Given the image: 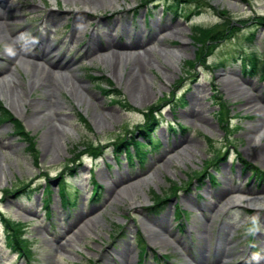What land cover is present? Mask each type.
Returning a JSON list of instances; mask_svg holds the SVG:
<instances>
[{
  "label": "rangeland",
  "instance_id": "374dc122",
  "mask_svg": "<svg viewBox=\"0 0 264 264\" xmlns=\"http://www.w3.org/2000/svg\"><path fill=\"white\" fill-rule=\"evenodd\" d=\"M5 1L11 7L7 11L9 17L18 18L12 19L10 31L0 32V105L34 138L38 158L34 160L29 155L26 144L12 133L9 122H0V215L22 225L19 228L31 253L28 258L16 259L6 249L0 227V264H137L142 249L147 253L143 264H194L198 246L202 245L198 228L202 229L203 213L207 214L201 208L213 204L221 188L233 190L229 198L239 201L233 207L221 203L211 214L215 222L209 260H213L218 228L226 225L228 247L233 254L221 259L222 263L264 264V202L260 201L264 184L247 171L249 168L264 172V161L252 157L248 144L262 133L250 135L247 131L264 111V81L245 76L238 63L240 55L250 52L264 57V0H190V4L181 5L176 17L162 6L165 0H155L153 4L117 0L112 8L89 13L80 9L82 0L76 7L65 5L63 0ZM197 6L201 15L192 17ZM49 14L61 22L52 23V18L47 19ZM75 17L85 18L88 26L79 34L78 42L69 43ZM114 18L118 23L109 34L117 39L122 35L127 42L131 38L123 36L122 27L130 28V36L140 32L146 40L164 23L179 24V31H162L146 46L153 53L149 57L151 68L145 72L150 80L149 98L143 102L127 92L107 63L85 54L84 46L90 41L93 28ZM46 25L52 26L46 40L54 46L53 56L72 65L73 72L65 76L76 86L86 88L78 89V94L69 89L60 93L62 120L57 123L61 129L58 140L46 134L52 122L38 115L37 118L32 107L15 97L12 81L19 93L17 82L27 86L29 79L21 57L7 60L10 46L16 50L25 47L32 35L38 40L45 34ZM198 25L220 31V39L196 44L192 39L194 26ZM92 77L99 80L93 81ZM225 78L242 89L241 96L225 89ZM197 86L203 88L199 96L206 121L202 123H192L182 116ZM23 97L33 102L37 95L25 92ZM247 98L255 101L257 110L243 106ZM101 112L114 115L113 120H107ZM146 115L156 117V129L150 139L154 147L137 132V126L147 120ZM131 134L145 145L142 164L133 151L128 153L135 155L131 159L123 151L115 155L112 144ZM180 138L194 142L192 153L181 147L161 159ZM219 157V163L211 166ZM202 171L208 175L197 177ZM120 175L126 183L108 196L107 188ZM139 182L144 185L140 187ZM47 185L51 190L50 216L45 213ZM61 185L69 197L67 208L61 204ZM93 186L98 196H94L95 192L91 195ZM131 186L135 188L130 189ZM17 189L26 193L15 194ZM131 191L137 194L139 204H132ZM169 194L172 196L167 198ZM156 196L167 199L157 213L151 214L147 209ZM186 196L195 200L197 206L185 202ZM247 200L260 202L250 206ZM177 209L185 212L186 221L178 217ZM167 212L170 221L164 222L168 224H163V229L154 221ZM151 229L169 244H152L146 237ZM179 229L183 231L180 233ZM124 246L132 249L126 262L117 256ZM162 255H168V259Z\"/></svg>",
  "mask_w": 264,
  "mask_h": 264
},
{
  "label": "bare ground",
  "instance_id": "6f19581e",
  "mask_svg": "<svg viewBox=\"0 0 264 264\" xmlns=\"http://www.w3.org/2000/svg\"><path fill=\"white\" fill-rule=\"evenodd\" d=\"M51 1L56 3V0ZM116 1L117 0H82V2L79 3V7L83 13H89L88 11H95L99 8L107 6L112 8ZM63 2L65 5L73 4L76 7V3L79 1L63 0ZM10 8L11 7L8 6L5 0H0V32L4 30L10 31L11 27H13L12 19L18 18L9 17L7 11L10 10ZM51 14L54 15L52 12ZM51 14H49L51 17H47V19L52 18L51 22L53 21L52 23L56 24L61 22V19H57L58 21L56 19L54 20ZM117 23V19L114 18L110 21V23L105 25H96L95 28H93L94 32L90 41L84 46L85 54L89 58L98 57L102 60V64L107 63V68L111 74L114 75L115 73L117 77L119 76V80L125 86L127 92L135 97L138 101L143 102L149 98L150 91L148 88V83L150 80L147 78L145 72L151 68L149 57L152 56L153 53V50L147 48L146 46L150 42H153L157 35L162 31L170 33H172L174 30L179 31V24L164 23L162 26L158 27L155 33L148 36L146 40L140 37V32H135V34L130 36V28L122 27L121 29L123 31V36L126 34L125 37L127 39L131 38V41L127 42L123 40L122 35L117 39L109 34L110 29L116 27ZM50 26L46 25L45 34H41L38 40H36L35 36L32 35L27 41V46H20V48L17 50L10 46L7 60H9V62L16 61L18 57H21V62H23V64L26 66V70L29 72V79L27 86H25V84L22 82H17L21 87L19 93H17L16 90V82L12 81L15 84V88L13 87L16 93L15 97L20 103L32 107L34 111L33 115H38L41 119H47L48 121H51L52 126L48 129L46 134H48V136L53 140H58V137L60 138L61 136V129L57 123L62 120L61 114L59 113L61 110L59 100L60 93L63 92V90L69 89L72 93L78 94L80 93L78 89L86 91V88L79 84L76 86L71 80L67 78V76H65L67 73L73 72V68L70 63L62 62L53 56L55 51L54 46L46 40V35L52 31ZM87 26L88 25L85 18L75 17L72 23V29L68 35L69 43H73L75 41L78 42L80 39L79 34H81ZM12 35L16 37V33H12ZM165 39L166 38L162 40ZM29 46H33L32 51L29 50ZM104 53H107V55L104 56ZM38 62H42L44 65L40 66ZM59 74H62L63 77H65V81H63ZM233 83L234 81L230 80V78H225L223 81V85L225 89L229 91V93L241 96L243 93L242 89L236 87V84ZM202 90V86L195 87L194 96L192 97L189 107L182 111V116L185 120H189L192 123H202L206 121V117L204 115V106L200 104L199 95L202 93ZM25 92H29L30 94L36 92V99H34L33 102L26 101L23 97ZM12 94L14 96V93ZM243 106L248 110H257L256 103L252 98H247ZM41 107L44 108V110H42ZM101 114L107 120H113L114 118V115L112 114H107L104 112H101ZM14 115L17 116L16 114ZM247 131L250 135L256 134L258 132L262 133L258 139L251 138L248 144L252 152V157L255 160L264 161V111L258 114L256 121L252 126L247 128ZM181 147H183V151L189 150V152L192 153L194 142L192 140H187V138H180L176 144V147L171 151L169 150L162 154L160 158L163 159L166 154H169ZM168 163L170 165L171 161H168ZM125 183L126 179L121 175L118 178L113 179L110 186L107 188V195L109 196L112 193H116L117 188ZM138 185L142 187L144 183L139 182ZM134 188L135 187L133 186L130 187V189ZM233 192L234 191L231 189L221 188L214 196V203L208 206L206 204L205 208H201L202 211L206 210L207 214L203 213L204 221L202 229L198 228L199 233H201L199 240L201 241L202 245L198 246V256L194 264H223L221 259L228 258L233 254V252L228 247L229 240L226 238L227 227L224 225L223 228H218L217 237L214 239V246L212 249L213 260L210 261L208 257V254H210L209 242L211 240V231L215 222L211 214L214 213L215 209L221 203H224L225 206L229 207L236 206L239 200L229 198V194ZM117 196L121 197L120 193H118ZM130 200L132 201V204L140 203V201L137 199V194L134 191L131 193ZM184 200L189 204H195V200L193 202L190 196H186ZM260 201L264 202V197ZM260 201L247 200L246 203L250 206H256ZM195 206L197 205L195 204ZM168 217H170V214L167 212L163 214L159 220H155L154 222L161 228L165 229L166 226H163V224H168L164 223L170 221V218ZM147 231L148 234H146V237L152 244L157 243L161 244L162 246H167L169 244L168 240L162 237L160 233L152 231V229ZM131 253V247L124 246L119 251H117V256L121 259V261L126 262ZM256 261H258V258Z\"/></svg>",
  "mask_w": 264,
  "mask_h": 264
},
{
  "label": "trees",
  "instance_id": "16d2710c",
  "mask_svg": "<svg viewBox=\"0 0 264 264\" xmlns=\"http://www.w3.org/2000/svg\"><path fill=\"white\" fill-rule=\"evenodd\" d=\"M146 1L147 3H153L155 0H142L141 2ZM190 4V0H165V3L163 4L164 9L167 12L173 13L174 16H177L180 7L182 4ZM200 6H197V11H192L191 16H197L201 12L198 11ZM190 16V17H191ZM228 25L226 24V27ZM221 32L215 31L211 28L203 27V26H194V35L195 38L194 41L196 44H201L205 40L208 41L209 43L218 41L219 34ZM251 41V37L248 38ZM197 56V55H196ZM239 60V65L243 71V73L246 76L254 77L258 76L260 79L264 81V57L259 56L257 52H250L249 54L246 55H240L238 57ZM204 65V64H201ZM205 66V65H204ZM99 79L93 78V81H97ZM107 86H109L108 83H106ZM104 90V88H102ZM106 91V90H104ZM114 93V92H110ZM115 94V93H114ZM116 97H118V94H115ZM120 100H117L118 103ZM147 121L145 122L144 126H142L138 132L140 136L144 137L145 139L149 140V143H151V135L154 133L156 129V118L150 115H147ZM221 119V117H220ZM0 122H9L12 125L13 133L18 136L20 140H22L26 144V150L29 153V155L36 160L38 158V153L35 150V143H34V138L29 135L28 132H26L21 125V123L16 120L15 118L12 117L10 113H8L6 110L3 109V107L0 105ZM222 124H226L224 120L221 119ZM130 140V141H128ZM154 145V144H152ZM131 148H134V151L137 154V157L139 161L143 162L145 159L144 152H142V145L136 141L135 136L131 134L129 138L122 139L121 141L118 142V144L115 145V150L117 152H122V151H129ZM220 160V157L217 158L212 164H218ZM247 171H251V174L253 177L259 180L262 184H264V172L259 171L257 169H249L247 168ZM208 175V172L202 171L199 176H204ZM210 177V176H209ZM212 179V178H211ZM173 194V193H172ZM98 194L95 193V196ZM63 201L64 200V195L62 194ZM167 198L159 197L156 196V198L152 201V205L147 209V211L151 214L157 213L159 209L162 208L163 203L166 201ZM183 212L179 211L178 209V215L180 216ZM3 230L5 233V241L6 245L9 247L11 251L14 253H17L18 256H24V255H29L30 251L28 249V244L27 240L24 238V233L23 231L19 228V225H14L11 224L8 221L1 220ZM21 227V226H20ZM143 254L145 253L144 250L141 251ZM146 254V253H145ZM141 259H139L138 264H140Z\"/></svg>",
  "mask_w": 264,
  "mask_h": 264
}]
</instances>
